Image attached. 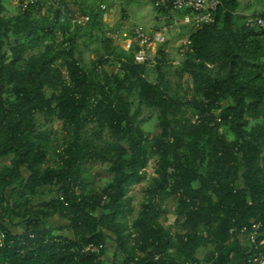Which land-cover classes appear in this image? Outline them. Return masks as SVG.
<instances>
[{
    "label": "trees",
    "instance_id": "trees-1",
    "mask_svg": "<svg viewBox=\"0 0 264 264\" xmlns=\"http://www.w3.org/2000/svg\"><path fill=\"white\" fill-rule=\"evenodd\" d=\"M102 1L73 11L57 0L10 14L0 0V157H9L0 166L8 242L0 264H254L247 237L230 228L260 223L264 236V41L245 24L264 16V0H219L214 21L191 32L174 81L164 74V50L150 80L149 60L138 62L109 35L102 54L83 60L78 39L101 28L110 0L104 10ZM76 12L89 21L73 25ZM151 115L156 135L142 127ZM90 162L112 174L104 186L88 188ZM149 162L151 185L128 224V190ZM44 186L55 194L31 204ZM169 196L186 215L176 234L159 218ZM52 215L68 222L70 237L45 226ZM13 218L23 220L21 231L10 229ZM89 243L103 247L85 250ZM207 243L213 249L200 259Z\"/></svg>",
    "mask_w": 264,
    "mask_h": 264
},
{
    "label": "rangeland",
    "instance_id": "rangeland-1",
    "mask_svg": "<svg viewBox=\"0 0 264 264\" xmlns=\"http://www.w3.org/2000/svg\"><path fill=\"white\" fill-rule=\"evenodd\" d=\"M3 5L5 6L6 10L10 14H15L17 11V2L15 0H1ZM72 1V0H71ZM88 4H85L84 8L91 9L92 7V1L86 0L85 1ZM144 3L152 4L153 0H144ZM70 4V3H69ZM75 4V1L72 3ZM116 4L111 5L110 8L102 12L101 16V25L100 29H95L94 37L93 39H90L88 36V33L82 34L80 39H78V52L80 53V56L83 58L85 62H91L96 57L100 51V40L104 36H113L116 43H118L122 48L131 50L136 54L138 46L135 45V42L133 38L131 37V32L135 28H142L143 31L146 34H153L154 32L158 31L163 26H167L169 24L163 23V22H157V25H155L152 29L146 28L143 24L144 22L139 23V21L134 19L135 17L132 16V12L129 10L128 12L131 13L125 14L127 17H124L123 19H126L121 25L116 23L118 20L122 19L120 16L122 13V10H119V8L115 7ZM151 5V6H152ZM42 6L48 7L49 4H43ZM118 7V6H117ZM154 8V6H153ZM149 11H151V8H147ZM154 11L156 12L155 8ZM137 12V10H135ZM252 12V11H251ZM137 16V14H136ZM148 20H153V17L149 13V15L146 16ZM104 21H103V20ZM136 20V21H135ZM143 23V24H142ZM148 27V26H147ZM192 32V29L187 26L184 22H178L177 25H175L173 28L168 29L167 31H163L161 33L160 39H152L149 44L146 45V55L148 56L149 60V70H148V77L150 80H155L156 78V58L160 55L158 54L159 49L164 50V52L167 54V58L169 59L166 65L164 66V74L167 78H171L173 81L177 79V69L178 64L180 63L181 59L184 57L185 53L189 51L190 46L186 51L181 52L184 48V44L186 42V39L190 37ZM131 37V38H130ZM127 39V40H126ZM123 45V46H122ZM38 47H34L32 50L36 51ZM102 54V53H101ZM185 86V85H184ZM193 112L191 110H188L187 116H190ZM195 116H193L192 121ZM198 119V118H197ZM196 119V120H197ZM195 121V120H194ZM258 120H253L251 123H255ZM52 125L54 127L60 129L61 124L59 121L56 122L54 120ZM142 127L147 133H150V135H156L160 131V127L157 123V118L155 115H151L150 117L146 118L142 122ZM229 130H227L228 132ZM150 161V160H149ZM151 162V161H150ZM149 164L146 166L145 170L147 172L146 178H144L141 182L133 184L130 189L128 190L127 196L130 197L131 200V209L124 218L128 222V224H131L137 213L139 212L142 204L143 199L145 197V193L148 190V186L151 185V172L152 168ZM9 163V157H0V166ZM44 166V165H43ZM87 173L89 177L88 181V188L90 187H102L106 183H108L112 177V174L107 170L106 164H101L100 162H90L87 164ZM160 220L162 224L166 227H168L172 234L179 233L183 230L182 222L185 215V212L183 211L182 207L179 204L177 196H169L165 199V201L160 206ZM109 241V242H108ZM111 243L110 240H107V245L109 251H113L114 246H109ZM213 249L212 244H204L200 246L196 250V255L202 259L206 256V254ZM111 254V253H109ZM145 255V253H143ZM118 262L120 261V255L118 256Z\"/></svg>",
    "mask_w": 264,
    "mask_h": 264
},
{
    "label": "built area",
    "instance_id": "built-area-1",
    "mask_svg": "<svg viewBox=\"0 0 264 264\" xmlns=\"http://www.w3.org/2000/svg\"><path fill=\"white\" fill-rule=\"evenodd\" d=\"M56 1L57 0H15V2H17L16 6L21 10H26L31 5L56 4ZM107 1L109 0H103L99 4L100 9H106ZM219 3V0H153V6L156 10L158 19L169 25L168 27L166 25L163 26L151 35L146 34L142 28H135L133 32H131V37L138 46L135 54L136 60L138 62L147 60L148 56L146 55V50L148 47H146V45L149 44L152 39H160L163 31L173 28L178 22H184L192 31H195L202 24L214 21L215 12ZM43 7L46 8L45 6ZM89 19L90 16L88 14L76 12V14L71 17V23L73 25H84ZM245 24L256 25L259 30H261L262 40L264 41V16L248 15V17L245 18ZM62 36L63 35L59 32L58 37L62 38ZM190 44L191 39L188 37L184 44V48L180 51H186ZM197 118L198 116L196 115L193 121ZM59 197L62 199V194H60ZM260 226V223H253L250 228L246 225L241 227L235 225L230 228V232L232 234H237L238 238H241L243 235L247 237L249 245L251 246L249 248L250 258L254 264H264V236L259 238ZM5 238V232H0V246L8 245ZM102 247L103 244L101 243L98 245L89 243L85 247V250L100 252V248ZM158 256L159 255H157V257Z\"/></svg>",
    "mask_w": 264,
    "mask_h": 264
},
{
    "label": "crops",
    "instance_id": "crops-1",
    "mask_svg": "<svg viewBox=\"0 0 264 264\" xmlns=\"http://www.w3.org/2000/svg\"><path fill=\"white\" fill-rule=\"evenodd\" d=\"M74 1H75V4H72ZM85 1L86 0H72V1L68 0L67 5L73 11L84 10L86 9L84 8L85 7L84 5L89 3V2L86 3ZM90 1H94V0H90ZM114 4H116L115 5L116 8H119V10H122V13L120 15L122 19L116 22L118 24V27L119 25H121L122 21L124 20L123 18L127 17L125 14H129V15L131 14L128 12L129 10L132 12L131 15L135 17L134 19H136L137 17V20L139 21V23L144 22V24L143 23L142 24L146 28L152 29L155 25H157V22H161L158 19L157 13L154 11L153 5L144 3V0H110L108 3V8H110L111 5H114ZM147 8H151V11H149ZM135 10H137V12H135ZM149 13L153 17V20H148L146 18V16L149 15ZM54 194L55 193L52 187L50 186L41 187L38 189L31 204L36 205L40 202L47 201L51 199V197ZM13 199H16V198H13ZM44 224L48 229L52 230V232L54 233L61 234L67 237H70L72 235V229L69 227L68 222L58 215H52L50 217H47L45 219ZM9 227L11 230L19 232L24 227L23 220L20 218H13L11 223L9 224Z\"/></svg>",
    "mask_w": 264,
    "mask_h": 264
}]
</instances>
